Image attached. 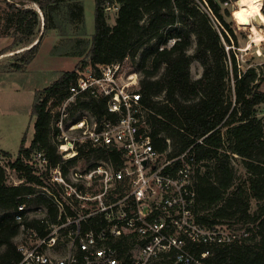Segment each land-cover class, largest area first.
Returning <instances> with one entry per match:
<instances>
[{
	"label": "trees",
	"instance_id": "1",
	"mask_svg": "<svg viewBox=\"0 0 264 264\" xmlns=\"http://www.w3.org/2000/svg\"><path fill=\"white\" fill-rule=\"evenodd\" d=\"M27 1L36 7H28ZM230 1L95 0V31L89 35L84 0H4L0 36L15 40L1 54L14 53L15 60L10 64L13 71L26 70L36 57L41 40L31 45L42 26L43 35L54 30L61 37L53 54H73L81 60L73 70L57 73L50 85L36 91L31 144L26 146L24 137L17 158L5 166L0 163V264L21 258L14 243L21 226L15 214L21 204L36 202L47 207L53 218L57 214L54 199L36 194L32 186H48L46 178L34 173L38 170L37 162L32 161L34 152L44 151L54 164L60 159L57 146L49 140L48 102L54 100L56 106L63 101L69 86L76 83L78 73L87 66L122 63L146 45L149 46L139 63L144 72L140 92L142 102L151 111L150 135L159 151L166 149V139L171 140L175 151L191 149L196 189L194 212L198 220L214 227L240 214L254 222L246 228V235L233 242L199 246L196 252L209 249L208 264H264V203L251 216L242 185L225 197L235 182L231 159L237 155L251 174V197L264 200V124L257 115V106L264 103L261 90L264 74L255 68L241 69L233 48L227 50L223 42L231 46L226 31L229 25L222 14V5ZM112 5L118 11L115 23L110 25L106 10ZM214 17L223 27L214 24ZM228 31L234 38L233 31ZM193 38L196 45L190 53ZM170 40L175 42L169 46ZM148 60L150 66L146 68ZM193 61L203 68L202 76L197 79L191 76ZM81 106L103 112L102 104ZM0 154L8 159L12 157L7 151ZM95 155L115 161L121 157L116 149L101 150ZM206 163L213 164L216 178L208 170L200 172ZM8 169L19 175L23 181L20 185L10 184ZM28 195L35 197L27 199ZM213 207V212L199 214L201 209L208 211ZM22 213L27 226H38L37 220L29 221L26 212ZM115 246L128 260V243L119 242ZM153 264L174 263L172 259H163Z\"/></svg>",
	"mask_w": 264,
	"mask_h": 264
},
{
	"label": "built area",
	"instance_id": "2",
	"mask_svg": "<svg viewBox=\"0 0 264 264\" xmlns=\"http://www.w3.org/2000/svg\"><path fill=\"white\" fill-rule=\"evenodd\" d=\"M124 62L87 66L56 105L50 138L60 159L51 163L40 151L38 167L48 186H32L54 199L57 214L53 218L45 206L35 215L28 204L18 207L14 243L21 258L8 264H208L210 250L197 247L246 235L198 220L191 149L175 151L170 139L165 150L155 148L151 111L136 73L124 81ZM84 103L102 104L103 112ZM110 149L120 151L118 161L94 158ZM22 212L38 226H27ZM119 242L128 243V260Z\"/></svg>",
	"mask_w": 264,
	"mask_h": 264
},
{
	"label": "rangeland",
	"instance_id": "3",
	"mask_svg": "<svg viewBox=\"0 0 264 264\" xmlns=\"http://www.w3.org/2000/svg\"><path fill=\"white\" fill-rule=\"evenodd\" d=\"M28 7H36L34 4L26 2ZM236 0H231L227 4L222 5V14L225 21L229 25L228 30H232L235 37L228 31L227 33L231 38V46L223 40L226 48H233L234 53L239 61V67L243 70L248 68H255L259 74H264V42L260 45H254L251 49H248L249 44H251V34L250 25L251 19H246L242 17L236 6ZM85 14H86V29L89 35H92L95 31V10L96 4L95 0H84ZM4 0H0V17L2 16V9L4 8ZM264 7V0H263ZM262 7V10H263ZM118 7L112 5L109 7L107 12L108 23L113 25L116 21ZM214 24L221 26L217 19L214 17ZM0 20V24H2ZM257 25L264 30V24L258 23ZM262 25V26H261ZM43 26L37 33V39L32 43L31 46L36 44L41 40V45L39 51L33 61L27 66V70L24 71H13L10 64L15 60L14 53H4L5 49L11 47L14 43V38L9 36H0V151H7L11 153V159L3 157L0 154V163L6 165L9 160H15L17 154L20 150L22 139L26 138V146H29L33 140L34 136V121L35 118L32 117V107L34 102L35 93L39 89H43L50 85L56 78L57 73L62 71L73 70L76 65L80 62L81 58L76 55H63V54H53L52 50L56 46L61 37L58 35L57 31H50L43 35ZM227 34V35H228ZM194 44L190 53L194 52L196 45V39L193 38ZM156 41H153L155 43ZM168 45H172L170 40ZM149 45L141 48L134 57H129L124 62L123 73L124 81H127V76L129 74L136 73L138 81L143 79L144 72L140 68L139 63L141 57L147 51ZM23 49L19 50L20 52ZM150 66V60L147 62V67ZM87 69V68H86ZM203 73V68L198 61H193L191 65V76L193 79L200 78ZM137 79V78H136ZM231 83V82H230ZM261 90L264 91V82L261 84ZM54 100H50L47 105V111L52 114L56 111V106L53 105ZM257 115L260 117L264 124V103L257 106ZM51 129V124H50ZM52 130V129H51ZM50 130V131H51ZM51 143L52 140L49 139ZM54 144V143H53ZM58 150V148H57ZM42 152V151H41ZM40 151L33 153L32 161L37 162L39 159ZM94 158H97L94 154ZM38 163V162H37ZM231 164L234 168L236 178L234 185L227 192L225 197L229 195L238 186H243L246 189V198L250 204L249 212L252 215L259 210V205L264 203V200L254 199L251 197L250 190V178L251 174L248 172L243 164V159L240 156H233L231 159ZM206 166L200 167V172H205L206 170L213 173V179L216 178V174L212 163L202 164ZM39 163L37 164L38 170H36L35 175H38L44 179V173L42 172ZM44 170V169H43ZM10 184L20 185L19 175L9 170ZM35 191L40 194V187L35 186ZM35 197V196H33ZM30 212L32 215L37 214L43 205L36 202L29 204ZM215 210V207L205 210L201 209L199 214L206 215L208 212L211 213ZM252 219L244 218L240 214H237L231 218L224 219L222 229L226 233L232 232L238 235H242L247 227H252L254 224Z\"/></svg>",
	"mask_w": 264,
	"mask_h": 264
},
{
	"label": "bare ground",
	"instance_id": "4",
	"mask_svg": "<svg viewBox=\"0 0 264 264\" xmlns=\"http://www.w3.org/2000/svg\"><path fill=\"white\" fill-rule=\"evenodd\" d=\"M236 6L242 17L251 19V44L247 45L248 49L260 45L264 42V30L257 25V22L264 24L263 0H238Z\"/></svg>",
	"mask_w": 264,
	"mask_h": 264
},
{
	"label": "crops",
	"instance_id": "5",
	"mask_svg": "<svg viewBox=\"0 0 264 264\" xmlns=\"http://www.w3.org/2000/svg\"><path fill=\"white\" fill-rule=\"evenodd\" d=\"M27 70V69H26Z\"/></svg>",
	"mask_w": 264,
	"mask_h": 264
}]
</instances>
